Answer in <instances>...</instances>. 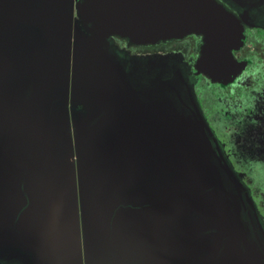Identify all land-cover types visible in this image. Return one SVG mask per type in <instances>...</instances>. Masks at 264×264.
I'll return each instance as SVG.
<instances>
[{
  "label": "rangeland",
  "instance_id": "obj_1",
  "mask_svg": "<svg viewBox=\"0 0 264 264\" xmlns=\"http://www.w3.org/2000/svg\"><path fill=\"white\" fill-rule=\"evenodd\" d=\"M82 3L0 0V264H264L182 56L127 66Z\"/></svg>",
  "mask_w": 264,
  "mask_h": 264
},
{
  "label": "water",
  "instance_id": "obj_2",
  "mask_svg": "<svg viewBox=\"0 0 264 264\" xmlns=\"http://www.w3.org/2000/svg\"><path fill=\"white\" fill-rule=\"evenodd\" d=\"M81 7L87 24L103 38L141 45L202 35L196 69L214 82L228 85L247 68L248 62L233 54L244 44V27L216 0H83Z\"/></svg>",
  "mask_w": 264,
  "mask_h": 264
},
{
  "label": "flooded vegetation",
  "instance_id": "obj_3",
  "mask_svg": "<svg viewBox=\"0 0 264 264\" xmlns=\"http://www.w3.org/2000/svg\"><path fill=\"white\" fill-rule=\"evenodd\" d=\"M216 1L222 6H224L226 10H228V12L233 14L240 21V24L244 27V35H245L244 44L239 50L233 51L234 57L238 61H247L249 65L251 61L248 59V54L246 52V48L249 46L251 47L252 52L254 49L258 50L261 48L262 55L264 57V0H216ZM192 35L198 36V38L192 36L191 37L193 38L192 40L183 41L182 43L177 42L175 44L168 42V40H162L155 44L138 45L132 42L130 39L124 40L123 37H121V39L123 40L121 42L116 38L113 39L112 37L108 38V41H109V45H111V47L115 51L117 57L121 59V61L124 62L127 66L133 65V63L136 61L137 62L148 61L149 59H156L161 56H168L173 54H179L182 56L183 61L181 63L180 69L183 79L186 81V83L189 86L191 97L193 98L192 99L193 105L195 104L197 110L199 111L202 117L203 122L205 123L211 136L214 138L221 155L227 162L232 173L239 180L241 185H243L246 194L249 196L252 202L255 212L254 214L256 216L259 229L264 235V225L260 219V215L258 212L259 205L257 207V205L253 202L252 197L250 196V193L252 192V188L249 187L250 186L249 182L243 180V178L244 179L249 178V173L247 172L237 173L235 171L233 166L230 164L229 160L224 156L217 139L211 133L205 120V115L208 114V116L210 117L211 113H209V111H211L212 108H214L216 110V112H212V120L214 124L217 123L221 124V120H224L225 124L229 127V130L237 127H242V126L244 127L245 123H247L248 118L250 117L249 115L255 114L254 107L252 106L250 108L248 105L244 104L246 101L245 99L239 98L235 100L232 99L235 102V106L225 105L226 107L223 108L224 105L220 104V106L218 107L219 109H217L218 100L214 99L213 96L209 93L208 97L205 100V103L207 104L208 112L204 111L205 114L204 115L200 109V106L193 91L194 87L195 86L197 87L199 85V81L202 76L207 77L209 81H211L214 85H216L215 86L216 90L218 86L221 88L229 87L231 89L233 83L237 81L239 76L243 75L246 72L248 65L247 68L239 76H237L232 83L228 85H223L220 82H214L210 77L206 76L205 74L202 73L198 74L196 69V63L201 55L202 46L204 44V37L202 35H196V34H192ZM189 36L191 35L175 40L180 41ZM170 40L172 41L173 39ZM138 70L143 74V78L145 80L147 79L149 80V78H146L149 76L147 70L142 69V67L141 68L138 67ZM150 82L151 81H149V83ZM231 90L229 91V93H232ZM220 100H223V98H220L219 101ZM218 114H220V116H218ZM255 125L256 127H261L259 123H255ZM252 150L253 152H255L254 154H251L252 156H256V157L260 156V154H256L258 152L255 149ZM246 219L250 227V230L253 233L252 237L256 241H258L260 247L262 248V238L255 233L252 224H250L249 222L250 219L248 214H246ZM150 220L152 219L150 218ZM262 253L264 254L263 251Z\"/></svg>",
  "mask_w": 264,
  "mask_h": 264
},
{
  "label": "trees",
  "instance_id": "obj_4",
  "mask_svg": "<svg viewBox=\"0 0 264 264\" xmlns=\"http://www.w3.org/2000/svg\"><path fill=\"white\" fill-rule=\"evenodd\" d=\"M192 36L194 35L180 41L173 39L172 41L168 40V42L172 44L182 43L183 41L192 40ZM194 37L198 38V36ZM112 38H116L120 42L123 41L119 36H112ZM124 40H128V38H124ZM246 52L251 63L248 65L246 72L233 83L232 90L229 87L221 88L219 86L216 90V85L209 81L207 77L202 76L199 85L195 86L193 91L203 114L204 111H207L205 100L209 93L214 99L218 100L217 109H219L220 104L224 105L223 108L226 107L225 105L235 106L233 100L239 98L245 99L244 104L250 108L254 107L255 114L249 115L250 117L244 127L231 130H229L224 120H221V124H214L212 120V112H216L214 108L209 111L211 113L210 117L208 114L204 115L211 133L217 139L224 156L229 160L235 171L237 173H249V178H243V180L249 182V187L252 188L250 196L257 207L259 205L258 212L264 225V57L261 48L254 49L252 52L249 46L246 48ZM230 90L232 93H229ZM220 98H223V100L219 101ZM255 123H259L261 127H256ZM252 149H255L258 152L256 154H260V156H252L251 154L255 153Z\"/></svg>",
  "mask_w": 264,
  "mask_h": 264
},
{
  "label": "bare ground",
  "instance_id": "obj_5",
  "mask_svg": "<svg viewBox=\"0 0 264 264\" xmlns=\"http://www.w3.org/2000/svg\"><path fill=\"white\" fill-rule=\"evenodd\" d=\"M101 36V34H99ZM103 37V36H102Z\"/></svg>",
  "mask_w": 264,
  "mask_h": 264
}]
</instances>
